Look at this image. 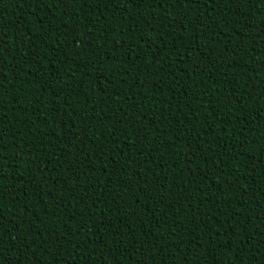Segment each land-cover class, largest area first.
I'll use <instances>...</instances> for the list:
<instances>
[{"label":"trees","instance_id":"16d2710c","mask_svg":"<svg viewBox=\"0 0 264 264\" xmlns=\"http://www.w3.org/2000/svg\"><path fill=\"white\" fill-rule=\"evenodd\" d=\"M0 193L17 264H264V0H0Z\"/></svg>","mask_w":264,"mask_h":264},{"label":"snow or ice","instance_id":"6c2138e0","mask_svg":"<svg viewBox=\"0 0 264 264\" xmlns=\"http://www.w3.org/2000/svg\"><path fill=\"white\" fill-rule=\"evenodd\" d=\"M195 3L199 4L200 0H195ZM0 195H2V193H0ZM0 236H2V233H0ZM3 251H4L3 248H0V252H3ZM0 264H17V261L12 258H7L6 260L5 255H0Z\"/></svg>","mask_w":264,"mask_h":264}]
</instances>
